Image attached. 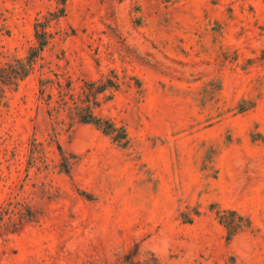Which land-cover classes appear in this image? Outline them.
<instances>
[{"label": "rangeland", "instance_id": "1", "mask_svg": "<svg viewBox=\"0 0 264 264\" xmlns=\"http://www.w3.org/2000/svg\"><path fill=\"white\" fill-rule=\"evenodd\" d=\"M59 7L0 0V63ZM48 31L0 106V204L37 210L0 264H264V0H66ZM41 72L74 94L113 79L95 113L125 138L57 113ZM224 210L243 216L230 237Z\"/></svg>", "mask_w": 264, "mask_h": 264}, {"label": "trees", "instance_id": "2", "mask_svg": "<svg viewBox=\"0 0 264 264\" xmlns=\"http://www.w3.org/2000/svg\"><path fill=\"white\" fill-rule=\"evenodd\" d=\"M65 2L66 0H57L60 5L57 11L50 12L48 17L43 19H35L33 24L35 42L27 49L24 56H14L11 62L0 63V106L4 103L5 87L15 88L20 81L35 70L37 61L43 59L42 52L50 38L49 24L52 20L62 16ZM44 74V72H41V78H39V96L49 105L52 99L50 90L57 86L59 92L57 113L66 111L71 120L93 124L104 134L111 135L113 139L125 138V132L121 127H117L110 118L95 113L96 108L100 105L96 97L97 94L117 87L113 79L106 78L105 81H100L99 84H97V81L85 80L83 85L80 86L81 91L74 94L72 93L74 87L71 82L65 79L67 82L63 83L65 80L61 77L62 75L54 74L55 77L50 78L43 76ZM55 143L62 160L61 165L64 167V171L67 172L68 157L64 154L61 145L57 141ZM226 214H231L232 218H228ZM36 217L37 210L29 203L8 198L6 203L0 204V237L19 232L27 222L35 220ZM217 218L219 223L227 230L228 237L233 236L236 230L243 226V216L234 210L219 211Z\"/></svg>", "mask_w": 264, "mask_h": 264}]
</instances>
